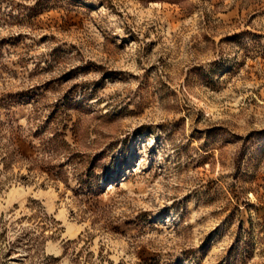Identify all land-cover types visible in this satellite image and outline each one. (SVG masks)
<instances>
[{"label":"rangeland","instance_id":"374dc122","mask_svg":"<svg viewBox=\"0 0 264 264\" xmlns=\"http://www.w3.org/2000/svg\"><path fill=\"white\" fill-rule=\"evenodd\" d=\"M0 264H264V0H0Z\"/></svg>","mask_w":264,"mask_h":264},{"label":"bare ground","instance_id":"6f19581e","mask_svg":"<svg viewBox=\"0 0 264 264\" xmlns=\"http://www.w3.org/2000/svg\"><path fill=\"white\" fill-rule=\"evenodd\" d=\"M76 230V225L72 224V223H68V236H73L74 232ZM67 235V234H66ZM71 238V237H70Z\"/></svg>","mask_w":264,"mask_h":264}]
</instances>
